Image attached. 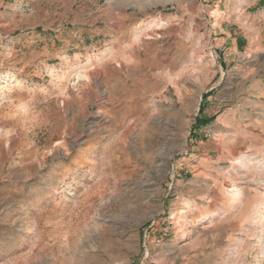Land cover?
<instances>
[{"label": "rangeland", "instance_id": "obj_1", "mask_svg": "<svg viewBox=\"0 0 264 264\" xmlns=\"http://www.w3.org/2000/svg\"><path fill=\"white\" fill-rule=\"evenodd\" d=\"M213 7L0 0V264H264V16L224 61Z\"/></svg>", "mask_w": 264, "mask_h": 264}, {"label": "crops", "instance_id": "obj_2", "mask_svg": "<svg viewBox=\"0 0 264 264\" xmlns=\"http://www.w3.org/2000/svg\"><path fill=\"white\" fill-rule=\"evenodd\" d=\"M232 2L234 4H248V5H255V6H258L256 9L258 10V14H260L259 16H264V0H212V6L213 7V13H212V16L214 17V21H216V24L219 23V26L217 27V25L215 26V31H220L224 34V39L221 40L219 39L220 42L224 43L229 41V43L232 45V44H235L234 47H228L230 48V52H225V56H224V61L225 59H231V52L233 53H237V59H240L242 56L240 55L239 52H236V50L238 48H240L242 46V42H245L247 44H250V38H251V33L250 32H244V31H240L238 34L236 32V30L232 27H229L228 24L225 23V21L231 19L232 20V17H226V14L225 12L223 11V6L225 3L227 2ZM241 18V15L238 16V19ZM224 23V24H223ZM260 37V41L263 40L264 38V34L263 33H260L259 35ZM259 41V39H258ZM237 43V44H236ZM242 49L244 48L245 52H246V47L245 46H242L241 47ZM249 59L246 58V60ZM240 77L242 78V80H246V79H249V77L252 76V73H250V70H248L247 68L246 69H241L240 71Z\"/></svg>", "mask_w": 264, "mask_h": 264}, {"label": "trees", "instance_id": "obj_3", "mask_svg": "<svg viewBox=\"0 0 264 264\" xmlns=\"http://www.w3.org/2000/svg\"><path fill=\"white\" fill-rule=\"evenodd\" d=\"M208 123H209V121H206L204 118H200V119H198L196 124H197V127H199L201 125L208 124Z\"/></svg>", "mask_w": 264, "mask_h": 264}, {"label": "built area", "instance_id": "obj_4", "mask_svg": "<svg viewBox=\"0 0 264 264\" xmlns=\"http://www.w3.org/2000/svg\"><path fill=\"white\" fill-rule=\"evenodd\" d=\"M160 240H161V238H160V239H158V242H160Z\"/></svg>", "mask_w": 264, "mask_h": 264}]
</instances>
